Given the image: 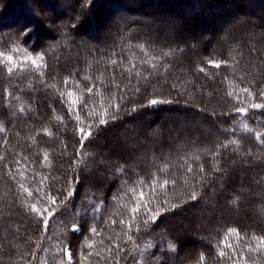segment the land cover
<instances>
[{
    "label": "trees",
    "instance_id": "obj_1",
    "mask_svg": "<svg viewBox=\"0 0 264 264\" xmlns=\"http://www.w3.org/2000/svg\"><path fill=\"white\" fill-rule=\"evenodd\" d=\"M86 2L0 0V264H264V0Z\"/></svg>",
    "mask_w": 264,
    "mask_h": 264
},
{
    "label": "snow or ice",
    "instance_id": "obj_2",
    "mask_svg": "<svg viewBox=\"0 0 264 264\" xmlns=\"http://www.w3.org/2000/svg\"><path fill=\"white\" fill-rule=\"evenodd\" d=\"M91 2H92V0H87L85 6L87 7L88 5H90ZM139 47L143 48L142 45L139 46ZM3 56H4V54L3 53H0V58H3ZM6 59H7V62L9 64H12L13 57L11 55L7 56ZM40 59H42V58H40ZM31 63H32V65L34 67H39V65L36 63V60H31ZM112 63H116V62L115 61H112ZM213 63H214V66L217 67V68H219L221 66V63L220 62H213ZM224 63H226V62H224ZM15 67H16V65L15 64H12V67H9L7 69V71L9 73H11L15 69ZM132 67L134 68V67H136V65H132ZM151 67L154 69L156 67V65L153 64V65H151ZM127 71H131V69H127ZM201 71H203V69H201ZM139 74H140L139 72L136 73V75H139ZM65 83H67V81H65ZM88 91L91 92L92 89L89 88ZM245 91H247V89H245ZM69 95H72V94L69 93ZM151 103L152 104H156L158 102L156 100H153V101H151ZM251 107L254 108V109H261V108H264V104L257 103V104L251 105ZM236 111H238L241 114H246L247 111H248V109L242 107V108L236 109ZM100 123L101 124H105L106 121L104 119H101L100 120ZM245 130L248 131V132H251L252 131V129L247 128V126H245ZM0 131H3V128L2 127H0ZM80 132L82 133V135H83V137L85 139H87V137L91 136V134H92L90 131L85 132L84 129H80ZM255 138H256L257 141H261L262 143H264V139H262V138H264V133H257ZM233 143H235V141H233ZM2 159H3V157L0 156V160H2ZM45 159H47V156H45ZM189 171H191V169H189ZM21 176H23L22 173H21ZM168 183H169V181L165 180L163 186H167ZM20 188H22L23 191L25 193H27V195L29 197H32L33 196V192L30 189L25 188L23 184L20 185ZM39 191H40V189L38 188L37 189V192H39ZM68 195L71 196L72 193H68ZM139 195H140V199L143 200V198H144L143 191H141ZM191 199L192 200H196L197 199L195 193L192 194ZM234 203H235V201H234ZM141 207H144V205L138 203L136 205V207H133L131 209V213L133 214V218L140 211V208ZM58 209H59V206L57 205V200H56L55 197L48 198L47 199V206H42L39 209L37 208L36 204H32L30 206V210L32 212L37 213L38 216H40L41 218H43V223L45 225V230H47V225H48V222H49V218H51L52 216H54L55 213L58 211ZM112 223L115 224L116 221H113ZM145 223H147V221H145ZM120 224H125V221L124 220H121L120 221ZM126 227L130 231L131 228H132V224L129 223V224L126 225ZM73 230L74 231H77L78 228H74ZM229 231L231 233V232H234L235 230H229ZM91 232L93 234H99L98 233V230L96 228H92L91 229ZM128 239L131 240L132 237L131 236H128ZM253 239L257 241V244H256L255 247L249 246L248 249H247V251L250 252V253L255 252L257 254H264V237H253ZM87 247L88 248H92V247H94V245L88 244ZM114 247L117 248V249H119L120 251H123V249H120V246L119 245H115ZM223 248L232 249V245L225 243L223 245ZM223 248L217 253V255L219 257H221V258H224V257L228 256V253L225 252L223 250ZM60 251H63V256L60 258L59 264H72L73 256H72L71 251L66 246L63 247ZM108 251H109V253H111L112 249L109 248ZM91 254L92 253H89L88 255H91ZM96 255L99 256L100 255L99 252H97ZM234 255H235V251L233 250V256ZM100 258L101 259H105V257H103V256H101ZM202 259H203V257H202ZM82 264H87V256H85L84 261L82 262ZM115 264H119V260H116L115 261ZM234 264H249V261H248L247 257L241 256V259L239 261H235L234 260ZM252 264H255V262L253 261Z\"/></svg>",
    "mask_w": 264,
    "mask_h": 264
},
{
    "label": "rangeland",
    "instance_id": "obj_3",
    "mask_svg": "<svg viewBox=\"0 0 264 264\" xmlns=\"http://www.w3.org/2000/svg\"><path fill=\"white\" fill-rule=\"evenodd\" d=\"M177 6H178V5H177ZM38 7H39V6H38ZM44 11H45V9H44ZM46 11L48 12V14H47L46 16H48L49 19H51V16H53V15H52V14H49L50 12H49L48 8H47ZM46 11H45V12H46ZM47 12H46V13H47ZM108 19H110V15L104 16V22H103V25H105V24L107 23L106 21H107Z\"/></svg>",
    "mask_w": 264,
    "mask_h": 264
}]
</instances>
